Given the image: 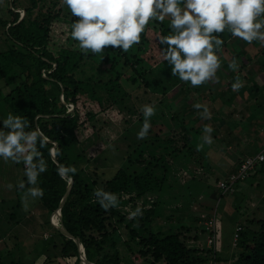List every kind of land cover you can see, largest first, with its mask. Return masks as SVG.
Listing matches in <instances>:
<instances>
[{
    "label": "trees",
    "instance_id": "obj_1",
    "mask_svg": "<svg viewBox=\"0 0 264 264\" xmlns=\"http://www.w3.org/2000/svg\"><path fill=\"white\" fill-rule=\"evenodd\" d=\"M4 1L8 18H4L0 12V84L3 85L0 91L5 94L0 101H4L15 115L25 116L32 127L39 124L60 150L55 162L48 152L51 144L41 149L47 161V171L39 177V187L44 190V195L39 199L48 220L58 209L68 186V181L61 179L56 170L61 164L71 165L76 167L77 172L72 176L70 193L61 208V222L74 238L80 240L89 264H134L135 258H139L138 264H198L205 262L208 255L212 257L206 243L203 251L190 245L196 240L191 239L186 227H173L168 234L152 230L153 221L163 216L165 208L159 194L168 188L169 164L166 157L179 153L177 148L169 149L176 143L175 134L167 139H159L162 133L159 129L158 135H154L157 144L148 146L146 142L141 143L135 150V156H128L112 175L92 169L93 161L108 145L105 138L102 141L106 128L115 126L113 121L118 120L122 113L143 116L141 95L150 97L147 103L156 101L158 104L151 122L154 127L160 117L158 111L175 89L179 88L182 98L192 91L198 92L200 88L213 94L211 91L215 90L216 83H205L195 89L172 75L167 61L160 62L156 34H167L168 21L150 23L141 35L140 44L134 45L128 52L107 46L102 57L101 54L81 51L70 38V24L76 18L62 6L61 0ZM221 35L225 41L222 50L232 54L239 68L229 80L220 68L217 75L219 80H225L227 86L237 77L246 81V93L258 107V115L253 120L239 122L244 128L247 123L251 125L247 136H253L256 151L248 156L252 157L264 149V143L258 142L264 131V42L246 44L238 38H231L227 32ZM225 62L222 60V64ZM225 69L231 70L227 63ZM233 93L223 94V98L226 97L223 102L228 107H231L238 91ZM177 98L176 103L181 104L182 99ZM71 109L73 111L69 112ZM185 109L191 112L187 115L183 111L170 119L183 133V150L193 158L196 142L204 144L202 129L210 121L201 119L193 107ZM232 114L231 111L227 112L229 118ZM200 122H203L202 126L198 125ZM239 123L233 126H241ZM93 137L95 141L89 143ZM85 141L89 144L84 147ZM92 145L96 149L90 151ZM159 145L165 146L160 148L162 153L156 157L154 147L158 148ZM146 154L150 156L148 159H145ZM257 174H264V162L249 176ZM226 178L215 177V185ZM96 188L116 193L119 206L107 211L102 209L94 197ZM211 196L218 200L222 197L218 188ZM149 197H155V200L151 201L149 209H145ZM139 199L143 201V215L130 220L123 209ZM210 211L203 213L205 218L215 215L216 219V208ZM243 214L236 225L240 230L234 240V246L240 250L238 264H264V217L255 218L254 212ZM169 217L174 219L173 214ZM56 219L54 214L53 223ZM201 221L203 233L207 236L209 231L204 225L205 219ZM54 232L55 240L49 242V236L44 239L47 242L45 252L60 239L64 260L74 257L72 264H80L76 243L64 237L56 228ZM5 252L6 246L2 254ZM45 261L54 259L46 258ZM0 264L4 262L0 260ZM60 264L65 263L62 261Z\"/></svg>",
    "mask_w": 264,
    "mask_h": 264
},
{
    "label": "rangeland",
    "instance_id": "obj_2",
    "mask_svg": "<svg viewBox=\"0 0 264 264\" xmlns=\"http://www.w3.org/2000/svg\"><path fill=\"white\" fill-rule=\"evenodd\" d=\"M4 7L5 1L3 0V3H0V12L7 19L8 14ZM20 15L22 16V14ZM1 41L0 35V44ZM220 56L221 60L227 61L221 65L220 70L224 71L223 74H226L229 80L238 72V70L227 71L225 69L226 63L229 64L232 59V54L227 50H222ZM242 81L244 82V80ZM245 83L246 81L238 91L231 107H228L229 105L223 102V99H226V97H223L226 95L225 93L230 94L234 91L222 79L219 80V83H214L216 88L211 91L213 94L200 88L198 92L192 91L189 95L182 98L179 95V88L175 89L168 95L171 98L158 111L160 117L157 119L156 127L152 126L148 136L143 140L137 139L136 133L139 131L144 117L138 113L133 116L127 113L120 114L118 120L113 121L115 126L107 127L102 134V141L106 139L105 142L108 145L96 157L92 165L93 170L112 175L115 170L124 164L128 156H135V150L141 143L146 142L148 146L153 143L157 144L154 141V135H158L159 129L162 131L159 139H167L175 134L176 143L173 147L170 146L169 149L174 150L173 148H177L179 153L171 156L167 155L166 157V162L169 164L168 188L162 194H159V199L163 201L165 208L163 216L153 221L152 230L168 234L173 230V227L179 228L183 226L190 231L191 239L196 240L190 245L199 248L201 244L204 247L207 236L202 230L204 227L201 221L203 219L202 215L204 212H211L210 210L216 208L217 238H222L221 241L224 243L225 250L224 254L221 255L217 247V264H238L240 250L234 246V233L236 225L242 218L241 215L254 212L255 218L264 217V174L249 176L245 182H239L235 185L233 193L222 195L219 200L211 196L218 188L217 184L215 185L214 183V178L228 177L229 172H235V167L242 158L256 151L253 146L252 134V138H250V135L249 137L247 136V133L251 131V125L248 126L247 123V127L244 128L239 123L242 120L249 122L258 115V107L252 97H249L246 93ZM2 86L0 84V87ZM4 94V91H0V99H2ZM223 94L225 95L223 96ZM177 97L182 99L181 104L176 103L179 100ZM149 99L150 97L148 96H140V101L143 104L147 103ZM188 99L191 102L190 100L186 101ZM152 103L156 106L158 105L156 101ZM195 103L204 104L210 110L211 119L205 125H210L213 128V132L211 133V144L196 142L197 147L193 159L183 150V133L170 118L177 113H183V111L188 115L191 111L188 112L185 108L189 109ZM230 111L233 113L231 118L227 115V112L230 113ZM8 112L12 111L4 101H0V118L4 117ZM258 117L260 118L261 116ZM153 120L154 116L151 117V122ZM262 120L264 122V119ZM234 123H239L242 127L233 126ZM202 124L203 122H200L198 125L202 126ZM202 132L201 138L205 135L204 128ZM88 141L83 143L84 147L89 143H93L95 137L89 143ZM96 141L99 142V140ZM258 142L264 143V131L260 135ZM164 146L154 147L156 149V157L161 155L162 149L160 148ZM95 149L96 147H93V145L89 148L90 151ZM149 157L146 154L145 159ZM22 167L21 164L0 161V260L4 264H10V262L17 264L19 261L20 264H60L62 261L65 264V261L68 262L67 264H72L74 257L64 260L62 256L61 249L63 244L60 239H57L55 245H50L45 252L47 242L44 239L49 236V242H52L53 239H56V233L52 224V216L48 220L40 199L29 198L28 207L24 208L21 198L25 190H17L15 187L9 190L6 187L8 183L15 185L20 179H25ZM154 200L155 197H149L145 209H149L151 201ZM142 204V200H135L124 207L123 210L128 215L130 210H134L135 207ZM171 214L174 215L173 220L169 217ZM166 217L171 219L168 220ZM54 224L57 225V219ZM256 228L255 226L254 230ZM174 231L176 232L175 228ZM221 241L219 240L218 246ZM4 246H6L7 252L2 254ZM46 258H52L54 261H45ZM139 261V258H135L134 264H138ZM211 263V257L208 255V259L205 262L198 264Z\"/></svg>",
    "mask_w": 264,
    "mask_h": 264
},
{
    "label": "clouds",
    "instance_id": "obj_3",
    "mask_svg": "<svg viewBox=\"0 0 264 264\" xmlns=\"http://www.w3.org/2000/svg\"><path fill=\"white\" fill-rule=\"evenodd\" d=\"M61 4L76 18L70 24V38L81 51L102 57L107 46L128 52L140 44L141 35L150 23L167 20V34H156L160 62L167 61L171 74L192 87L219 83L217 72L222 65L220 53L225 43L221 34L227 32L231 38L246 44L264 42V0H61ZM228 68L237 70L238 61L232 58ZM243 83L237 77L231 89L239 91ZM192 107L201 119H211L206 105L195 103ZM156 111L154 103L142 105L144 119L136 133L137 139L148 136L151 117ZM212 132L210 125H204V143H212ZM49 144V156L55 159L60 154L59 147L39 124L32 127L25 116L12 112L0 118V161L21 164L25 178L6 187L25 190L21 198L24 208L28 207L29 198L44 195L38 183L40 175L47 171L41 149ZM56 171L61 179L71 182L77 169L61 164ZM94 197L105 211L119 206L117 194L103 188L94 189ZM143 211L138 205L129 211L128 219L135 220Z\"/></svg>",
    "mask_w": 264,
    "mask_h": 264
},
{
    "label": "built area",
    "instance_id": "obj_4",
    "mask_svg": "<svg viewBox=\"0 0 264 264\" xmlns=\"http://www.w3.org/2000/svg\"><path fill=\"white\" fill-rule=\"evenodd\" d=\"M264 162V149L259 151L255 156L245 157L240 160L237 164L236 171L231 173L225 180H221L217 183V187L220 190L221 195H226L233 193L235 191V185L239 182L243 183L248 178L249 173L254 171V169ZM202 218L205 219L204 225L209 231V234L206 237L207 248L212 253V263L217 264L215 261L217 254V235H216V219L215 215L206 219L205 215H202ZM240 228L235 229L234 240L238 237V232Z\"/></svg>",
    "mask_w": 264,
    "mask_h": 264
},
{
    "label": "water",
    "instance_id": "obj_5",
    "mask_svg": "<svg viewBox=\"0 0 264 264\" xmlns=\"http://www.w3.org/2000/svg\"><path fill=\"white\" fill-rule=\"evenodd\" d=\"M62 99V98H61ZM73 109H71L69 112H72ZM56 145V144H55ZM53 159V158H52ZM53 161H55V159H53ZM56 162V161H55ZM71 184H72V179H71V182L68 181V186H67V189H66V193L63 197V199L61 200L60 202V205L58 207V209L54 212L55 214L57 213L58 216H60V221H62V216H61V208L68 196V194L70 193V189H71ZM53 213V215H54ZM52 215V217H53ZM53 226L66 238L68 239H71L73 240L77 247H78V252H79V258H80V264H89L88 260L86 259V256H85V253H84V248L80 242V240L78 238H74L66 229L65 227L63 226L62 222H60V226H57L55 225L53 222H52Z\"/></svg>",
    "mask_w": 264,
    "mask_h": 264
},
{
    "label": "crops",
    "instance_id": "obj_6",
    "mask_svg": "<svg viewBox=\"0 0 264 264\" xmlns=\"http://www.w3.org/2000/svg\"><path fill=\"white\" fill-rule=\"evenodd\" d=\"M246 157H248V156H246ZM244 158H245V157H244ZM244 158H242V159H244ZM242 159H241V160H242ZM236 168H237V166L235 167V170H236ZM219 240L221 241L222 238L218 239V243H219ZM205 243H206V240H205ZM192 246H193V245H192ZM195 248H198V247H195ZM205 248H206V244L204 245V247H202V245L200 244L198 250H202V251H203V250H205ZM218 248H219V251H218V252H219L221 255H223L224 252H225L223 241L220 242V245L218 246ZM201 254H202V253H201Z\"/></svg>",
    "mask_w": 264,
    "mask_h": 264
},
{
    "label": "bare ground",
    "instance_id": "obj_7",
    "mask_svg": "<svg viewBox=\"0 0 264 264\" xmlns=\"http://www.w3.org/2000/svg\"><path fill=\"white\" fill-rule=\"evenodd\" d=\"M56 218H57V225L60 226V222H61L60 221V216H58L57 213H56Z\"/></svg>",
    "mask_w": 264,
    "mask_h": 264
}]
</instances>
